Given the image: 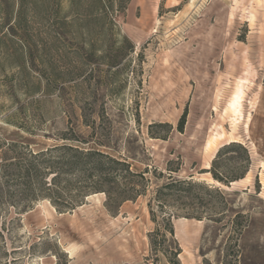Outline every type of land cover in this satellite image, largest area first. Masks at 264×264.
I'll return each mask as SVG.
<instances>
[{
    "label": "rangeland",
    "instance_id": "1",
    "mask_svg": "<svg viewBox=\"0 0 264 264\" xmlns=\"http://www.w3.org/2000/svg\"><path fill=\"white\" fill-rule=\"evenodd\" d=\"M155 244L264 264V0H0V264Z\"/></svg>",
    "mask_w": 264,
    "mask_h": 264
},
{
    "label": "trees",
    "instance_id": "2",
    "mask_svg": "<svg viewBox=\"0 0 264 264\" xmlns=\"http://www.w3.org/2000/svg\"><path fill=\"white\" fill-rule=\"evenodd\" d=\"M182 122H183V118L181 120V123ZM232 143H234V142H232ZM9 145L13 146V145H15V143H10ZM57 147H61L62 149H67L69 151L71 150L73 152L70 155L72 159H70L68 161V163L71 165V167L74 166L75 164L79 165V164H81V162H85V163L87 162V164H89V162H90L88 160L89 158H92L93 156H98L100 158L104 157L108 161L114 163L115 165H118L120 168H122L127 173H130L129 164L128 163H126L125 161L118 160V159H116L114 157H110L109 155H107V154H105L103 152L96 151V150H86V151H84V150L78 149L77 147H72L70 145H60V146H57ZM95 163H97V161H95ZM213 177L217 178V179H220L214 172H213ZM167 185H169V184H167ZM167 230L169 231L170 234H173V229H172V227L170 225L167 226ZM154 250L156 252L158 250L161 251L167 257V259L169 260L170 264H179V261H177V260L175 261L172 257H169L167 255L166 249L164 247H160L159 245L155 244L154 245ZM178 253H180V251H179V249H176L174 252H172V256L176 257V255Z\"/></svg>",
    "mask_w": 264,
    "mask_h": 264
},
{
    "label": "bare ground",
    "instance_id": "3",
    "mask_svg": "<svg viewBox=\"0 0 264 264\" xmlns=\"http://www.w3.org/2000/svg\"><path fill=\"white\" fill-rule=\"evenodd\" d=\"M93 195H95V194H92V195H90V196H93ZM90 196H89V197H90Z\"/></svg>",
    "mask_w": 264,
    "mask_h": 264
}]
</instances>
